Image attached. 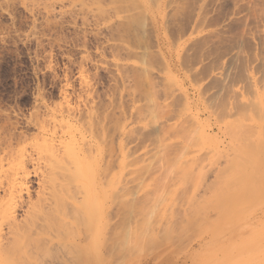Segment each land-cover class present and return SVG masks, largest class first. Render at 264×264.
Returning <instances> with one entry per match:
<instances>
[{
  "label": "rangeland",
  "instance_id": "obj_1",
  "mask_svg": "<svg viewBox=\"0 0 264 264\" xmlns=\"http://www.w3.org/2000/svg\"><path fill=\"white\" fill-rule=\"evenodd\" d=\"M68 112L87 141V120L111 119V149L86 148L77 173L61 161L74 179L52 192L62 204L96 189L93 210L112 208L114 248L86 264H194L205 246L223 264H264V0H0V222L39 216L29 203L60 148L39 125L58 131ZM22 164L20 206L5 179ZM45 241L0 264L71 262Z\"/></svg>",
  "mask_w": 264,
  "mask_h": 264
},
{
  "label": "bare ground",
  "instance_id": "obj_2",
  "mask_svg": "<svg viewBox=\"0 0 264 264\" xmlns=\"http://www.w3.org/2000/svg\"><path fill=\"white\" fill-rule=\"evenodd\" d=\"M72 114L73 113L68 112L67 116L62 117L63 119H62V123H60L61 127H60V130H58L59 132L53 128L49 129V126H46L43 124L39 125L40 127L38 130L40 131L42 136L43 135L50 136L51 134L52 140L55 139L56 142L60 144L59 145L60 148H58L57 152L54 151L52 148V153L49 157V163L47 160L50 170L47 174L43 175L42 179H40L41 193L38 194V197L35 201L32 200L29 203L31 208H34L35 206L37 208L40 207L38 211V213H40L39 216L36 217L34 215L30 219L28 218V215H27L24 219L21 220L18 218L17 213L15 214V212H11L8 216L3 218L2 221L0 222V260L1 261H4L5 259H11L13 261L15 260L17 261V259L27 260V259H31L35 254L39 253L40 251L39 248L21 245V241L23 239L32 240L33 238H35V235L45 237L46 247L48 246V248L53 250L54 244L57 243L58 245H55L54 247L59 246L63 248L65 252H68V254L71 257L70 261L72 262L71 263L70 261H68L67 263L70 262L69 264H86L87 262H90L91 260L94 261L96 260V258L105 256L107 253H109L114 248L113 243H112V238H111L112 235L109 232V230L107 231V226L110 224V221H112V217H111L112 208L110 207V205H106V207L103 208L102 211L99 210L98 213H96L93 210L95 209V206L97 205V199L99 198V196L94 193L96 189H94L93 187L95 186L92 185L93 186L92 188L94 190H93V193H90L91 194L90 197H87V199L84 197L83 199L81 198V200H79L80 199L79 198L78 200L71 202V203L61 202L62 204H59L54 198V195L52 193L55 189H62L65 187V185H67L66 183L67 180L64 177L66 173L69 174L72 172L71 169H63L61 172L63 173V175L58 176L57 169L59 167L57 166L61 161L63 162L67 161L70 164H74L76 167L75 171L77 173L79 169L78 166L81 163H84V161L86 160L85 159L86 155L84 151L86 148H87V151L90 152L91 154L95 150L98 151L99 149L103 147H106V149H111V134L109 130L111 127L109 126L110 121H108L111 119H109V115H108V119L107 117H103L102 118L103 120L100 119V122L98 121L99 123L97 121L96 123L94 121H93L94 123L92 121L91 122L88 120L86 121V127L87 129H89V132L91 135V138L89 139V141H87V136H85V132L83 131V128H82L83 126L81 124L82 122L84 124V121H82L81 119L83 118V116L79 115L81 117H79L80 119H78L79 122L77 123L76 119H75V122L73 121V117H71ZM60 115H63V113L60 112ZM75 116L76 115H74V117ZM54 118L57 119L58 116L54 115ZM96 124L98 125L100 124V132H98V135H96L95 133L96 131H94L97 129ZM93 128H96V129L93 130ZM61 149H62V152L59 151ZM25 164H22L21 166L17 165V167L19 166V169L15 170V172H13L12 175L11 174L10 176L8 175V179H5L7 180L6 186H5L7 193L6 191L5 193L9 194L11 197L14 196L15 199L19 198L20 206L23 205V203H25L22 200L24 193L28 194V196H31L30 190L28 187V180H27V178H29L27 176H29L30 172L28 173L25 167ZM62 166H64V164ZM69 177L73 178V176L70 174H69ZM69 184L72 185V183H69ZM73 184H75L77 187H81L82 185L81 184L79 186L75 182ZM68 205H71V206L68 207ZM30 206L28 210H30ZM99 213H100V217H99ZM84 220L87 222L85 223ZM82 221H84V224L88 226V229H87L88 233H83L82 231H80L81 230L80 226L82 225L81 224ZM174 222L175 224L173 222L172 224H170L172 225L170 229L176 228L177 230V227L175 226L176 225L178 226V222L177 223L176 221ZM199 223H197L198 224L197 226H199L198 228H200ZM206 223H203L205 226L203 228L201 226L202 228L201 230L198 229V234L195 235L194 230L192 231L193 232L192 234L190 232L189 233L191 234L190 239H192L191 237L195 238L197 235L202 236L204 233H206L207 230H209V226L206 225ZM180 225H181L180 227L182 228L183 225L182 224ZM3 227L6 229L7 231L6 233L3 232ZM69 227H74L76 228V230L74 228L72 230V228H69ZM68 228L72 230L71 231L72 234L68 233L70 232ZM181 228L180 230L178 229V231H181ZM187 230L189 232L191 228H189L188 226ZM33 232L35 234L32 236ZM132 233L133 235H135L134 232ZM119 236L120 235L115 237V239L118 238L120 241H122V239L125 238L124 236L122 238H120L121 236L120 237ZM148 237H149V234H148ZM153 237H156V235L155 236L153 235ZM149 238L151 241L153 240L151 239L152 237H149ZM118 239L116 240L119 241ZM190 239H187L186 242L193 241V240L189 241ZM143 240L145 241L147 240V238L145 239V237L142 238L141 236L140 237L141 243ZM132 241L134 240L132 239ZM128 242L126 241V243ZM141 243H138V244H141ZM130 253H132V250ZM134 253L135 252L133 251V254ZM133 254H129V255H133ZM118 255L119 256L117 257L120 258L121 257L120 254Z\"/></svg>",
  "mask_w": 264,
  "mask_h": 264
},
{
  "label": "crops",
  "instance_id": "obj_3",
  "mask_svg": "<svg viewBox=\"0 0 264 264\" xmlns=\"http://www.w3.org/2000/svg\"><path fill=\"white\" fill-rule=\"evenodd\" d=\"M203 249L199 250V251H196V252H192L193 256H191V254L189 255L190 258L192 260H194L193 261L194 264H223V254L219 255L217 257H214V256L211 255V253H207L206 246ZM194 253H196V254H194ZM197 253H199L200 255L196 256ZM218 257H220L219 261H218ZM227 264H229V263L227 262ZM235 264H238V262H236Z\"/></svg>",
  "mask_w": 264,
  "mask_h": 264
}]
</instances>
